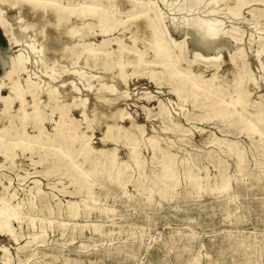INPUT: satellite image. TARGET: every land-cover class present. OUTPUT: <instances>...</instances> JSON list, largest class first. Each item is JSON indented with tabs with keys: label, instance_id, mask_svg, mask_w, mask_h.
I'll return each instance as SVG.
<instances>
[{
	"label": "rangeland",
	"instance_id": "obj_1",
	"mask_svg": "<svg viewBox=\"0 0 264 264\" xmlns=\"http://www.w3.org/2000/svg\"><path fill=\"white\" fill-rule=\"evenodd\" d=\"M154 1L168 20L177 21L181 27L179 37L186 38L187 58L207 78L219 70L230 79L233 67L230 57L237 49L244 48L256 79L255 85L249 84L253 88L254 109L255 104L264 107V96H261L264 93V19L253 17L249 11L258 5H251L239 18H232L227 15L223 0H206V8L192 12L176 10L181 0ZM262 3L264 9V0ZM22 12L10 15L14 34L21 41L27 39L26 33L18 30L25 22L17 18L23 17ZM193 15L222 23L226 32L209 39L208 45L202 47L197 43V35L186 27V20ZM35 23L29 31L49 33L47 21ZM233 27V33L229 32ZM14 49L0 28V60L9 58ZM45 58L61 72L70 70L62 73L65 82L52 84L65 102H76L73 116L82 119L80 101L84 98L98 113L109 114L114 106L126 107L135 121L146 124L148 133L157 131L168 140L178 139L172 150L189 157L208 179L206 187L199 189L182 172L167 196L155 191L149 197L147 189L136 185L139 174L134 170L124 188L106 179L97 183L94 190L99 205L87 211L80 204L79 215L73 218L69 215V200L79 202L84 192H75V184L68 183L56 170L43 175L45 167L52 166L51 159L36 163L39 153L32 155L20 149L11 160L0 155V193L7 196L15 193L12 201H21L24 211L35 218L34 223H30L28 216L20 222L14 221L19 239L0 242L7 247L11 264H264V164L260 162L264 156V140L258 135H246L236 124L228 126L216 117L208 121L201 119L204 109L175 96L171 91L173 83L167 77L156 82L142 69L133 74V67L129 65L128 80L124 81L116 70L72 63L60 46L48 51ZM215 59L220 64L205 65ZM31 62L37 63L35 55H31ZM77 69L89 79L72 75ZM3 70L0 62V74ZM42 78L45 99L48 77ZM73 83L78 87L77 92L72 90ZM101 83L115 87L114 91L105 90L106 95L116 98L113 107L98 100L96 94ZM1 90L8 92L5 87ZM147 92L150 96L145 95ZM161 105L169 108V115H162ZM45 113L46 130L53 132V117L58 114L49 109ZM103 122L101 128L93 130L92 142L96 146L101 143L108 118L104 117ZM118 123L126 125L125 119H119ZM85 125L82 121V126ZM162 127L168 128L163 132ZM29 129L34 133L30 125ZM221 139L226 143L238 141L244 151L241 167ZM119 151L120 158L125 159L127 148L121 146ZM142 152L152 167V152L145 146ZM221 160L231 177L226 192L215 188L220 181L217 162ZM36 179L40 191L35 187ZM63 186L68 192L62 191ZM35 235L40 236L33 240ZM2 257L0 249V264H3Z\"/></svg>",
	"mask_w": 264,
	"mask_h": 264
},
{
	"label": "bare ground",
	"instance_id": "obj_2",
	"mask_svg": "<svg viewBox=\"0 0 264 264\" xmlns=\"http://www.w3.org/2000/svg\"><path fill=\"white\" fill-rule=\"evenodd\" d=\"M205 1L181 0L176 10L192 12L204 9L207 6ZM223 2L228 10L227 15L232 18H239L246 8L258 5L249 11L253 17L264 19V9L261 8L263 0ZM18 11H24L23 17H17L25 19L18 27L20 33L27 35L23 41L16 38L10 22V15ZM27 16L33 20H27L31 19ZM43 20L49 23V33L44 35L41 30H28L36 26L35 21ZM186 27L197 35V43L202 47L208 45L209 39L226 32L222 23L197 15L186 20ZM0 28L10 47L15 48L9 58L0 60L4 65L0 74V155L11 160L20 149L32 155L39 153L36 163L51 159L52 166L45 167L43 175L56 170L68 183L75 184V192H84L79 202L69 200V215L73 218L79 215L80 204L87 211L99 205L94 186L105 179L124 188L136 170L139 174L136 185L147 189L151 197L155 191L160 195L168 194L179 182L182 172L199 189L206 187L208 175H201L189 157L172 150L178 139L168 140L157 131L148 133L146 124L135 121L136 118L127 112L126 107L114 106L110 113L106 112L109 114L98 113L84 98L80 101L82 119L73 116L76 102H65L55 85L59 81H66L62 73L69 69L61 72L50 66L45 58L48 51L58 46L72 63L80 62L91 68L102 67L105 71L116 70L124 81L128 80L129 65L133 67V74L142 69L156 82L167 77L173 83L171 91L175 96L204 109L201 119L208 121L216 117L228 126L236 124L246 135H258L261 141L264 140V107L255 104L254 109L251 97L253 88L249 84L253 82L255 85L256 79L244 48L237 49L230 57L233 61L230 79L225 78L219 70L207 78L187 58L186 38L182 35L179 37L181 27L177 21L168 20L154 0H0ZM234 29L229 32L233 33ZM111 34L116 36L112 37ZM31 55L36 57L35 65L34 62L30 63ZM196 61L203 63L202 60ZM214 64H220L219 59L205 65L210 67ZM74 73L89 79L81 69L71 74ZM44 75L48 77L45 99ZM2 87L7 88L8 92L4 93ZM106 89L114 91L115 87L101 83L97 98L112 106L116 98L106 95ZM72 90L78 91L75 83ZM261 94L264 96V93ZM145 95L150 96L148 92ZM48 109L58 114L53 117V132L47 131L45 126V112ZM161 109L162 115L170 114L168 107L161 105ZM104 117L108 118L107 127L100 145L96 146L92 142L93 130L101 128ZM119 119H125L126 125H120ZM82 121L85 126H82ZM29 125L34 133L30 131ZM167 128L161 129L164 132ZM220 141L222 145L226 143L224 139ZM121 146L127 148L125 159L119 156ZM143 146L153 154L152 167L143 155ZM226 146L236 156L241 167L244 151L238 141L226 143ZM260 162L264 164V156ZM217 166L220 181L215 188L226 192L230 188L231 177L222 160L217 162ZM34 182L40 191L38 180ZM62 191H67L65 186ZM15 195L0 193L1 243L2 240L19 239L14 221L20 222L27 216L30 223L35 220L33 215L24 211L21 201H12ZM30 205L34 207L32 201ZM39 236L35 235L33 240ZM1 243L2 263L11 264L9 251Z\"/></svg>",
	"mask_w": 264,
	"mask_h": 264
}]
</instances>
